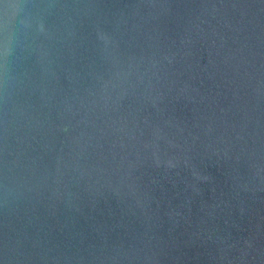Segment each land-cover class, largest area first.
<instances>
[{
	"label": "water",
	"instance_id": "water-1",
	"mask_svg": "<svg viewBox=\"0 0 264 264\" xmlns=\"http://www.w3.org/2000/svg\"><path fill=\"white\" fill-rule=\"evenodd\" d=\"M0 264H264V0H0Z\"/></svg>",
	"mask_w": 264,
	"mask_h": 264
}]
</instances>
